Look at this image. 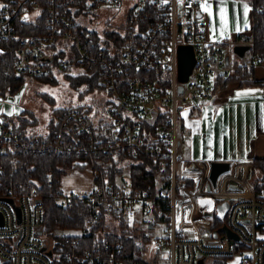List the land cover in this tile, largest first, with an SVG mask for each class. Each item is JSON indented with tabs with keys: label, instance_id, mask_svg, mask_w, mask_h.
Here are the masks:
<instances>
[{
	"label": "built area",
	"instance_id": "obj_1",
	"mask_svg": "<svg viewBox=\"0 0 264 264\" xmlns=\"http://www.w3.org/2000/svg\"><path fill=\"white\" fill-rule=\"evenodd\" d=\"M0 5H4L0 8L2 50L1 42L15 37L21 24L44 16L45 32L21 39L16 48L17 74L41 78L53 75L54 68L77 65L96 77L111 96L106 118L97 125L78 108L58 113L49 132L41 136L0 121V264H57L54 242L44 231L45 205L38 187L32 180L14 179L6 163L33 152L73 157L70 172L90 173L94 183L90 190L65 192L60 186L57 196L62 205L76 198L95 208L87 227L99 219L101 206L128 221L141 218L149 227L164 226L163 233L151 234L149 244L168 264H198L200 259L206 264L211 257H226L227 264H264V197L257 196L250 183L253 160H231L229 171L219 176L218 160L186 156L179 138L178 118L184 103L211 99L216 76L233 70L226 59L225 41L205 34L204 0H0ZM123 6L119 29L105 21L101 30L87 19L97 8ZM106 29L119 32L124 40L117 44ZM53 43L61 44L57 49L64 51V57L54 60L49 47ZM180 44H192L195 52L194 68L184 82L178 79ZM253 63L264 64V58L256 55ZM167 112V117L156 121ZM144 121L152 123L148 137L143 134ZM141 154L161 161L157 194L134 188L129 168L113 182H97L102 171L93 158L108 157L110 164L111 158ZM234 179L240 187L231 192L229 182ZM156 200L167 202L164 211L156 210ZM224 200L229 207L220 218L217 205ZM224 225L241 240L229 236ZM79 229L64 235L68 239L64 264H123L118 257L120 243H107V255L100 247L80 251L78 236L85 230Z\"/></svg>",
	"mask_w": 264,
	"mask_h": 264
},
{
	"label": "trees",
	"instance_id": "obj_2",
	"mask_svg": "<svg viewBox=\"0 0 264 264\" xmlns=\"http://www.w3.org/2000/svg\"><path fill=\"white\" fill-rule=\"evenodd\" d=\"M45 30L44 16H41L36 22L21 24L15 37L1 42L3 50L0 53V89L15 92L20 88L25 76L17 74L14 70L13 64L16 48L21 39L45 32ZM249 30L253 40L248 51L254 57L261 55L264 58V0H251V25ZM105 31H107L106 33H108L109 37L114 38L117 44H120L125 38L119 32L107 29ZM96 37L98 44V36ZM58 45L61 44L53 43L49 46L50 51H54V60L64 57V51L60 48L57 49ZM55 50L58 51L55 52ZM253 73V67H248L247 65L239 66L235 71L227 75H220V80L223 84L232 79H240L242 82L252 83L253 81L249 80H251ZM66 75L70 77L72 84L75 86L80 83H86L88 84V90L95 88L103 89L97 83L96 77L88 74L85 70L76 75L67 72ZM38 79L56 81L54 75ZM80 111L87 114V109H80ZM60 112L63 111L61 110ZM168 113L165 116L158 117L156 121L167 117ZM89 118L96 125L101 121V119H94L90 116ZM26 123V121H23L21 124H16L24 131H27ZM143 126L142 130H144L143 134L145 137L153 133L152 123L144 121ZM33 136H41V134L33 133ZM111 159L112 162L110 164H108V157L92 159L95 164L94 166L102 171L101 179H97L98 183L113 182L118 173H122L125 168H129L134 188L145 189L153 194H157L159 190L157 182L161 174L159 169L161 161L159 158L149 154H141L133 158H127L122 155L118 159ZM72 160L73 157L56 155L50 152H33V155L29 156L17 155L15 162H6L8 168L13 170L14 179L32 180L38 187L45 205L44 231L54 242L53 248L56 251L55 261L57 264L65 263L64 255L68 239L67 236H61L56 231L68 227H82L85 230L84 234L78 236L80 251L89 249L94 252L97 247H100L102 253L107 255V243H120L122 248L118 257L122 259L123 264H160L158 254H155L152 259L146 256L147 244L150 241L151 234L140 229L137 224L130 223L123 215L111 214L100 206L101 216L94 224L87 227L86 223L94 212V207L86 201L76 198H73L68 205H62L58 202L57 196L61 186V179L72 168ZM50 171L53 173L52 176L49 175ZM169 173L168 171L164 172V174ZM250 180L257 196L264 197V157L256 156L253 158ZM155 205L156 210L161 209L164 211L167 202L165 200H156ZM216 222H219L218 218H216ZM68 237L72 238V236ZM61 244L64 246V249L60 248ZM208 260V264H227L226 257H211Z\"/></svg>",
	"mask_w": 264,
	"mask_h": 264
},
{
	"label": "crops",
	"instance_id": "obj_3",
	"mask_svg": "<svg viewBox=\"0 0 264 264\" xmlns=\"http://www.w3.org/2000/svg\"><path fill=\"white\" fill-rule=\"evenodd\" d=\"M219 1L208 0V11H205L204 6L202 7L201 19L207 37L212 40L225 41V48L229 44L234 46L236 44H251L253 40L249 30L251 0H227V3L224 0V8L226 6L228 9L220 16L217 10ZM247 2L249 4L245 19L244 6ZM222 18L227 22L230 29L220 28L218 22ZM248 50L244 56L238 55L235 51L233 56L229 53L227 56L229 64L233 66L232 71L244 65L253 67L254 73L249 80L253 81L252 83L232 79L223 84L220 80L222 74H220L214 80L213 97L208 100H198L199 103L190 106L187 110L188 115L193 116L196 110L202 111L203 107L206 109V117H203V113L200 112L193 121L188 120L189 117L184 118V124L188 120L191 125L189 126L190 131L194 132L191 136V139L193 138L192 144H194L195 135L199 134L202 138L200 157L214 158L216 147L213 145V140L216 141L218 137L222 139L225 146L227 142L230 151L238 159L252 160L256 156L264 157V64H254L255 57ZM186 139L189 140V137ZM187 143L186 141V148L183 149L185 154L194 156L193 145L189 146ZM74 174H77L81 180L76 185V190L70 191L84 192L93 187L94 183L90 173L75 171ZM62 179L61 187L63 189Z\"/></svg>",
	"mask_w": 264,
	"mask_h": 264
},
{
	"label": "rangeland",
	"instance_id": "obj_4",
	"mask_svg": "<svg viewBox=\"0 0 264 264\" xmlns=\"http://www.w3.org/2000/svg\"><path fill=\"white\" fill-rule=\"evenodd\" d=\"M207 1L208 0H204L205 11H208L206 10ZM248 4L249 3L247 2L246 5L248 6ZM224 5L225 1L220 0L219 4L217 5L219 16L222 14V8L225 9V11L228 9L226 6L224 8ZM123 10L124 6L121 9L100 7L97 8L93 13L89 14L87 19L91 18L90 25L101 30L105 26V21H108L112 28L119 29L118 24H120L123 20ZM227 16L229 20L228 11ZM224 19H226L225 16ZM224 19L222 18L218 22L220 28L230 29ZM221 21L222 23H220ZM0 51H2L1 47ZM226 53L232 55L234 53V45H226ZM82 71H84V69L77 65H72L66 70L54 68L53 75L56 78V81L54 82L25 76L22 85L17 91L10 92L9 90L4 91L0 89V121H10L17 124H21L23 121H26V128L29 133L46 134L49 132L50 123L61 110L63 111L70 108L87 109V114L94 119L106 118V109L108 104L107 101L111 98L110 94L105 89L95 88L93 90H88V84L86 83H80L79 85L75 86L72 84L70 77L66 75L67 72L69 74L76 75ZM198 100L184 103L185 106L179 111L178 118L181 146L183 149H185L186 141L189 143V146L193 145L195 157L201 156L202 138L199 136V134L195 135L194 144H192L193 138L191 139V136L194 134V132L190 131L189 126L191 125L189 124L188 120L193 121V119L200 112L203 113V117H206V109L203 107L201 109L203 112L199 109L196 110L193 113V116H189L187 110H189L188 108L190 106L197 104ZM9 113H11V115H9ZM187 117H189L187 123L185 122L184 124V118ZM184 125L185 127H183ZM186 136L189 137V140L186 139L188 138ZM213 145L216 147L214 158L219 161V176H222L229 171L231 160H242L236 158L237 156L230 151L227 142L225 146V144L222 142V139L219 137L216 141L215 139L213 140ZM186 156L192 155L186 154ZM71 169L62 179L63 189L65 192L76 190V185L79 183V180H81L77 174L70 172ZM250 183H252L251 180ZM239 187L240 184L237 179L231 180L229 182V190L231 192H236ZM219 190L220 186H218V191ZM129 220L130 223L137 224L138 227L144 230L146 233L153 234L155 231L163 233L162 229L164 226L162 225H158L157 228H153L149 227L141 218H130ZM79 230V227H68L58 229L56 232L57 234L64 236L66 234H75L76 232H80ZM146 253V256L150 259H152L155 254H158L155 248H153L149 243L147 244ZM159 262L160 264H168L167 258L160 255Z\"/></svg>",
	"mask_w": 264,
	"mask_h": 264
},
{
	"label": "water",
	"instance_id": "obj_5",
	"mask_svg": "<svg viewBox=\"0 0 264 264\" xmlns=\"http://www.w3.org/2000/svg\"><path fill=\"white\" fill-rule=\"evenodd\" d=\"M198 16H201V12H198ZM250 44H236L234 46V51L240 55L244 56L245 52L250 49ZM49 59V58H46ZM228 61V56H227ZM195 65V52L192 44H180L178 47V79L180 82L188 80L190 73L192 72ZM183 91V84L179 85V92ZM229 207V201L224 200L217 205L218 216L222 218ZM223 229L228 233L229 236L240 241V236L232 231L228 226L224 225ZM41 232V230L39 231ZM214 235L217 236V230L214 232ZM49 255H52V251H49ZM198 264H204V259H200Z\"/></svg>",
	"mask_w": 264,
	"mask_h": 264
},
{
	"label": "snow or ice",
	"instance_id": "obj_6",
	"mask_svg": "<svg viewBox=\"0 0 264 264\" xmlns=\"http://www.w3.org/2000/svg\"><path fill=\"white\" fill-rule=\"evenodd\" d=\"M3 7H4V5H0V8H3ZM244 9H245V11H244V15H245V19H246V18H247V12H248V7H247V5L244 6ZM206 10H207V9H206ZM224 11H225V10L222 8V9H221V13L223 14ZM36 14L39 15V13H36ZM24 19H25V20H28L29 17H28V16H25ZM237 30H239V29H237ZM9 115H11V113H9ZM202 203H204V202H202ZM261 239H264V237H261Z\"/></svg>",
	"mask_w": 264,
	"mask_h": 264
}]
</instances>
